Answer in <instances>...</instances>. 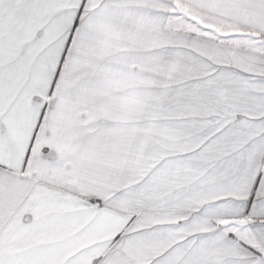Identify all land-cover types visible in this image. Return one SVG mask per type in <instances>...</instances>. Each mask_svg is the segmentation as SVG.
Instances as JSON below:
<instances>
[{
  "label": "snow or ice",
  "instance_id": "snow-or-ice-1",
  "mask_svg": "<svg viewBox=\"0 0 264 264\" xmlns=\"http://www.w3.org/2000/svg\"><path fill=\"white\" fill-rule=\"evenodd\" d=\"M0 264H264V0H0Z\"/></svg>",
  "mask_w": 264,
  "mask_h": 264
}]
</instances>
